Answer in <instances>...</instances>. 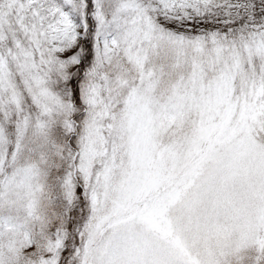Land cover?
Returning a JSON list of instances; mask_svg holds the SVG:
<instances>
[{
  "label": "snow or ice",
  "instance_id": "6c2138e0",
  "mask_svg": "<svg viewBox=\"0 0 264 264\" xmlns=\"http://www.w3.org/2000/svg\"><path fill=\"white\" fill-rule=\"evenodd\" d=\"M0 264H264V0H0Z\"/></svg>",
  "mask_w": 264,
  "mask_h": 264
}]
</instances>
